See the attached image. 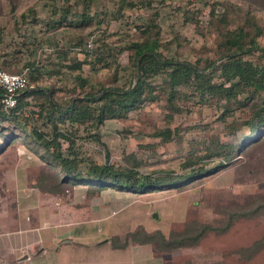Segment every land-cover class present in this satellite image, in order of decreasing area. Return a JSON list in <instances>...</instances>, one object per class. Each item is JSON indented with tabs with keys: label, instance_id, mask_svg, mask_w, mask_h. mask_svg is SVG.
I'll use <instances>...</instances> for the list:
<instances>
[{
	"label": "rangeland",
	"instance_id": "1",
	"mask_svg": "<svg viewBox=\"0 0 264 264\" xmlns=\"http://www.w3.org/2000/svg\"><path fill=\"white\" fill-rule=\"evenodd\" d=\"M132 1L136 6L124 7L122 18H116L118 0H95L90 12L95 16L94 22L101 23L80 29L79 18L74 16L81 8L80 0H70L77 6L67 17L71 26L50 32L46 24L54 18L53 8L63 6L62 0H0V62L4 56L20 50L22 60L16 73L25 70H21V65L28 61V53L26 47L20 48L23 43L35 49L33 57L38 64L45 63L46 56L57 61L56 53L61 49L69 51L68 57L83 60L80 49L99 48L105 55L110 54V67L97 63L95 54L87 59L89 63L82 70L91 86L89 91L99 89L101 84L111 86L116 68L117 84L127 87L131 61L126 42L136 33V27L151 18L162 30L161 51L165 56L191 63L197 55L213 56L212 52H203L204 48L215 46V33L206 27L215 2L219 4L214 6V14L228 10L233 26L242 19L238 15L243 16L240 9L233 8L239 6L251 8L264 24V0H149L148 7H142L140 0ZM221 2L232 6L226 8ZM185 11L192 12L197 21L185 22ZM176 35L182 37L185 46H177ZM260 43L264 44V39ZM245 58L264 64L258 52ZM205 63L202 60L200 66ZM55 71L58 73L45 77L39 84L46 88L54 86L55 98L63 104L73 95L75 73L65 68ZM180 91V112L171 114L161 99L147 103L125 119L106 120L96 131L99 142L86 138L79 143L81 151L99 163L104 162L107 153L116 165H123L125 155L134 154L143 173L164 170L184 174L189 170L182 169L181 163L188 156L202 155L216 143L243 146L250 140L249 127L244 124L250 119L249 106L226 113L222 100L187 98L184 95L188 89ZM78 94L76 89L75 95ZM30 110L38 108L33 105L24 114L29 115ZM30 117L31 123L25 127L27 133L31 126L41 127V116ZM162 128L172 131L168 142L154 135ZM19 134L11 144L0 141V148H4L0 150V232H12L0 234V264H264V248L254 255L242 252L264 235V214L239 218L223 233L210 231L195 246L173 251L160 252L150 245L131 242L123 248L112 245L115 237L117 244L124 242L127 233L137 226L147 232L160 230L166 236L172 230H181L189 221L221 226L229 205L251 197L264 199V136L236 153L224 168L183 189L147 194L105 189L91 196L85 185L60 194L39 190V173L51 169L30 149L26 143L29 138ZM202 162L211 171L219 161L204 158ZM24 227L26 232L20 230ZM23 256L26 258L21 260Z\"/></svg>",
	"mask_w": 264,
	"mask_h": 264
},
{
	"label": "trees",
	"instance_id": "2",
	"mask_svg": "<svg viewBox=\"0 0 264 264\" xmlns=\"http://www.w3.org/2000/svg\"><path fill=\"white\" fill-rule=\"evenodd\" d=\"M56 1V0H53ZM61 8H53V19L46 26L48 31L54 32L63 26H71L67 20L68 14L76 9L70 0H62ZM95 0H80L78 27L84 28L101 23H95V16L90 12L91 4ZM116 18H122L121 11L124 7H134L132 0H118ZM247 2V1H245ZM142 7H148L149 0L138 2ZM79 5V3H75ZM215 2L211 8V17L206 27L215 33V46L204 48L212 52L203 57L197 55L194 63L167 57L161 51V28L149 19L146 23L135 28V34L127 40L125 49L130 52L131 72L129 85L124 87L117 84L119 70L116 68L111 86L100 85L99 89L89 91L91 88L88 79L83 76L82 67L89 63L87 60L95 54L97 63H104L110 67L107 57L99 48L93 50L82 48L83 60L68 57V50H59L56 60L46 56V62L38 64L33 57L35 49L25 43L20 48L26 47L28 60L21 65V70H27L29 83L17 98L16 105L5 110L1 103L3 89L0 87V141L11 144L23 133V138L30 149L38 154L39 159L51 169V172H40L36 187L51 194H60L72 190L77 185H85L87 193L91 196L100 194L105 189L133 194H147L165 189H183L196 179H200L212 171L224 168L238 152H243L246 146L260 141L264 136V64L256 63L245 58L258 52L264 58V24L251 8L233 7L243 16H239V23L235 26L229 22V11L214 14ZM230 8V3L221 2ZM58 12L60 16L57 18ZM74 12V11H73ZM95 15V14H94ZM157 16L158 13H155ZM185 22H196L194 14L184 12ZM56 17V18H55ZM98 27V26H97ZM99 29V28H98ZM2 27L0 26V41L2 40ZM178 47L185 46L181 36H175ZM120 49V51H122ZM21 51L16 50L11 56H4L0 62V69L10 73L19 72L18 64L21 62ZM206 63L200 66L201 61ZM47 68L49 71H47ZM57 68H65L74 72V85L72 96L63 104L55 98V87L46 88L39 83L45 77L57 74ZM158 82V83H157ZM186 87L184 97L196 96L199 100L213 98L224 101L225 112L233 111L242 106L250 107V119L244 122L249 127V141L243 146L216 143L213 148H206L204 154L188 156L181 163L182 169L189 173L177 174L173 171H154L143 173L140 171L141 162L134 154L125 155L123 165L110 162L109 154H105L103 163L96 162L81 151L80 142L90 138L99 142L97 130L106 120H121L133 112L140 110L145 104L161 100L165 101L170 113L181 111V88ZM76 89L79 94L76 96ZM59 90V89H58ZM188 93V94H187ZM38 108L30 110L25 115V110L31 106ZM32 114L41 116V127L31 126L30 132L25 131L27 124L31 123ZM95 131V132H92ZM169 128L157 129L154 133L163 142H168L171 136ZM66 147L64 148V144ZM4 148L1 147L0 150ZM216 159L218 164L207 170L202 159ZM264 214V199L251 197L248 201L235 203L224 211L221 226L189 221L179 231L172 230L168 236L160 230L147 232L142 226H137L127 233L124 242L117 244L118 237L112 241L114 248H123L128 243L150 245L157 251H173L181 247L195 246L210 231L223 233L235 220L239 218H252ZM264 248V235L252 245L243 248L242 252L254 255Z\"/></svg>",
	"mask_w": 264,
	"mask_h": 264
},
{
	"label": "built area",
	"instance_id": "3",
	"mask_svg": "<svg viewBox=\"0 0 264 264\" xmlns=\"http://www.w3.org/2000/svg\"><path fill=\"white\" fill-rule=\"evenodd\" d=\"M91 41L87 43L90 48ZM29 83L27 70L20 73H10L0 69V87L3 89L1 103L5 110L13 108L17 103L19 93L26 88Z\"/></svg>",
	"mask_w": 264,
	"mask_h": 264
},
{
	"label": "crops",
	"instance_id": "4",
	"mask_svg": "<svg viewBox=\"0 0 264 264\" xmlns=\"http://www.w3.org/2000/svg\"><path fill=\"white\" fill-rule=\"evenodd\" d=\"M28 158H30V156H27ZM104 191H106V190H104ZM24 229V230H23ZM23 229H20L21 231H27L26 229H25V227L23 228ZM14 232V231H13ZM15 232H17V231H15ZM8 233H12L11 231H9V232H4V233H1L0 232V234H8Z\"/></svg>",
	"mask_w": 264,
	"mask_h": 264
},
{
	"label": "water",
	"instance_id": "5",
	"mask_svg": "<svg viewBox=\"0 0 264 264\" xmlns=\"http://www.w3.org/2000/svg\"><path fill=\"white\" fill-rule=\"evenodd\" d=\"M104 241H106V239H105ZM25 258H26V256H23V257H22V258H20V259L22 260V259H25Z\"/></svg>",
	"mask_w": 264,
	"mask_h": 264
}]
</instances>
